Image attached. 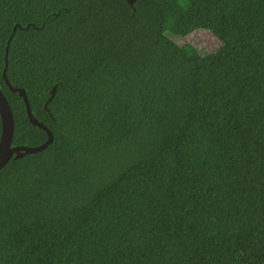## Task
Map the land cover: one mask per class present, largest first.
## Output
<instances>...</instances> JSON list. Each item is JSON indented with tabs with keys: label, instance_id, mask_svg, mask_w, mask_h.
Masks as SVG:
<instances>
[{
	"label": "trees",
	"instance_id": "trees-1",
	"mask_svg": "<svg viewBox=\"0 0 264 264\" xmlns=\"http://www.w3.org/2000/svg\"><path fill=\"white\" fill-rule=\"evenodd\" d=\"M16 24L0 264H264V0H0L39 146Z\"/></svg>",
	"mask_w": 264,
	"mask_h": 264
},
{
	"label": "water",
	"instance_id": "water-1",
	"mask_svg": "<svg viewBox=\"0 0 264 264\" xmlns=\"http://www.w3.org/2000/svg\"><path fill=\"white\" fill-rule=\"evenodd\" d=\"M127 1L130 5H134V3L137 0H127ZM20 28L22 29V26L20 24H16L9 38L7 48H6L5 68L3 71V77H4V80L7 86L13 92H18L19 95L24 99L30 122L34 126H38L39 128L45 130L48 134V139L45 143L39 146H13L12 143H13L14 132H15V120H14L13 112L9 104V101L7 97L5 96V94L2 92V90L0 89V117L2 121V134L0 138V170L4 168L10 162L12 158L20 159V158H23L27 154H35V153L44 151L53 143V140H54L52 131L45 124H43L42 122H40L38 119L34 117L31 111V106H30V102L26 94V91L23 88L13 87L7 78V68H8V63H9L8 61L9 45L17 29H20ZM56 90H57L56 86L51 90V97L49 98V101L54 98L56 94ZM47 104L45 106L46 108H47Z\"/></svg>",
	"mask_w": 264,
	"mask_h": 264
},
{
	"label": "rangeland",
	"instance_id": "rangeland-1",
	"mask_svg": "<svg viewBox=\"0 0 264 264\" xmlns=\"http://www.w3.org/2000/svg\"><path fill=\"white\" fill-rule=\"evenodd\" d=\"M168 37L177 42L179 45H183L185 43L194 45L203 55L216 52L222 47V42H220L209 31H199L189 36H176L168 34Z\"/></svg>",
	"mask_w": 264,
	"mask_h": 264
}]
</instances>
